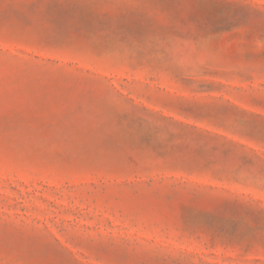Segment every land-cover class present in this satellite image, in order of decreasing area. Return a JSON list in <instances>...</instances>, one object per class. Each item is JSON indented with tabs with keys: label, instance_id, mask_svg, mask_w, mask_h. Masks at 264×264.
Listing matches in <instances>:
<instances>
[{
	"label": "rangeland",
	"instance_id": "obj_1",
	"mask_svg": "<svg viewBox=\"0 0 264 264\" xmlns=\"http://www.w3.org/2000/svg\"><path fill=\"white\" fill-rule=\"evenodd\" d=\"M0 264H264V0H0Z\"/></svg>",
	"mask_w": 264,
	"mask_h": 264
}]
</instances>
